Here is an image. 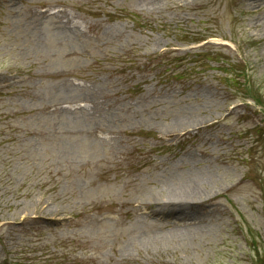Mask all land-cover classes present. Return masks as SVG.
<instances>
[{"label": "rangeland", "instance_id": "1", "mask_svg": "<svg viewBox=\"0 0 264 264\" xmlns=\"http://www.w3.org/2000/svg\"><path fill=\"white\" fill-rule=\"evenodd\" d=\"M263 251L264 0H0V264Z\"/></svg>", "mask_w": 264, "mask_h": 264}, {"label": "bare ground", "instance_id": "2", "mask_svg": "<svg viewBox=\"0 0 264 264\" xmlns=\"http://www.w3.org/2000/svg\"><path fill=\"white\" fill-rule=\"evenodd\" d=\"M244 1H246V0H244ZM260 2H261V0H253V4H260ZM173 197H175L174 199L175 200L177 199V201L179 203H176L174 205H169L166 207L168 208V210H170L171 213L175 212V213L184 214L186 212V210L188 209V206L191 205V203H189L188 201L196 202L198 199H200V194L197 192V190H195V187L189 186L187 189L183 190L182 192L174 194ZM187 198H189L191 200H189ZM180 216H181L180 217L181 219H178V220L185 219L184 215H180ZM183 221H185V220H183Z\"/></svg>", "mask_w": 264, "mask_h": 264}, {"label": "trees", "instance_id": "3", "mask_svg": "<svg viewBox=\"0 0 264 264\" xmlns=\"http://www.w3.org/2000/svg\"><path fill=\"white\" fill-rule=\"evenodd\" d=\"M264 252V251H263ZM263 257H261V259H262ZM260 264H264V261H262V260H260Z\"/></svg>", "mask_w": 264, "mask_h": 264}]
</instances>
